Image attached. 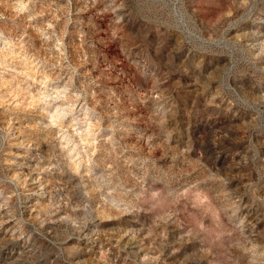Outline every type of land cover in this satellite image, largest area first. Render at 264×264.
I'll return each mask as SVG.
<instances>
[{
    "label": "rangeland",
    "instance_id": "obj_1",
    "mask_svg": "<svg viewBox=\"0 0 264 264\" xmlns=\"http://www.w3.org/2000/svg\"><path fill=\"white\" fill-rule=\"evenodd\" d=\"M0 207V264H264V0H0Z\"/></svg>",
    "mask_w": 264,
    "mask_h": 264
},
{
    "label": "bare ground",
    "instance_id": "obj_2",
    "mask_svg": "<svg viewBox=\"0 0 264 264\" xmlns=\"http://www.w3.org/2000/svg\"><path fill=\"white\" fill-rule=\"evenodd\" d=\"M0 212H1V214H2V217H6L7 215V211H6V213L2 210L1 211V207H0ZM9 212V211H8ZM8 215H10V214H8ZM1 220H3V219H1ZM7 220V219H6ZM9 221V220H8ZM5 222V221H4Z\"/></svg>",
    "mask_w": 264,
    "mask_h": 264
}]
</instances>
